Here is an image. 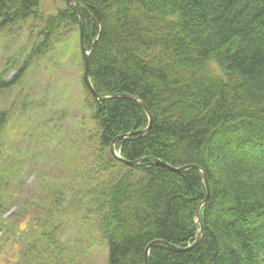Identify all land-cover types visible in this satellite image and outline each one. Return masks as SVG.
I'll list each match as a JSON object with an SVG mask.
<instances>
[{"label": "trees", "instance_id": "16d2710c", "mask_svg": "<svg viewBox=\"0 0 264 264\" xmlns=\"http://www.w3.org/2000/svg\"><path fill=\"white\" fill-rule=\"evenodd\" d=\"M43 1L0 0V40L12 32L20 36L22 29L28 35L15 75L9 77L11 61L0 72V97L23 81L33 59L36 64L50 54L58 35L76 28L80 37V16L65 0H56L61 6L52 12L42 9ZM73 1L84 46L93 47L94 90L136 97L153 119L146 135L116 142L121 157L195 165L207 174L211 197L201 213V243L188 252L155 246L149 264H264V0ZM81 85L87 110L81 132L60 153L64 178L43 194L45 224L33 218L28 227L35 232L21 254L35 258L28 260L32 264L50 250L60 253L61 231L46 224L66 211L99 224L106 264H146V248L154 241L192 245L196 212L206 197L200 173L178 174L149 162L130 168L113 158L112 142L145 130L148 115L131 100L97 102L83 74ZM13 116V106L0 104L3 252L14 237L12 224L20 223L6 217L21 207L3 144Z\"/></svg>", "mask_w": 264, "mask_h": 264}, {"label": "rangeland", "instance_id": "374dc122", "mask_svg": "<svg viewBox=\"0 0 264 264\" xmlns=\"http://www.w3.org/2000/svg\"><path fill=\"white\" fill-rule=\"evenodd\" d=\"M59 6L60 1L44 0L42 9L52 12ZM27 37L22 29L20 36L12 32L0 40V72L11 61L9 77L15 75L20 61L26 57H21L23 53L20 52L27 50L24 46ZM65 39L68 40L65 42ZM79 47L77 29L64 31L56 37L50 54L44 55L36 64L33 59L23 81L12 93L0 97V104L4 107L13 106L14 116L3 144L12 160L16 185L21 188L18 191L20 209L16 206L6 216L13 215L20 223L12 224L9 234L14 237L9 247L4 252V248H0V264H29L28 260H35L21 254V246L28 243L35 232L28 225L33 218H37L39 224H45L40 208L43 206V194L48 186L64 178L61 171L64 158L63 155L60 158V153L63 154L68 146L67 140L78 138L82 129L81 119L87 113L83 107L85 94L81 85L84 60L80 58ZM14 59L19 63L16 66ZM23 201L27 202L26 205ZM46 226L61 231L62 251L50 250L46 256L40 255L39 262L32 264H106L107 243L93 218L85 222L82 214L70 215L66 211L64 215H55ZM1 237L3 232H0Z\"/></svg>", "mask_w": 264, "mask_h": 264}, {"label": "water", "instance_id": "95a60500", "mask_svg": "<svg viewBox=\"0 0 264 264\" xmlns=\"http://www.w3.org/2000/svg\"><path fill=\"white\" fill-rule=\"evenodd\" d=\"M65 2L74 12H76L80 16V45H81V51H82L83 59H84L83 80L85 82L86 87L91 92V94L93 95L95 100L97 102H99L101 99H111V98H122V99L131 100V101L139 104L140 107L147 113L148 118H149L148 127L145 130L132 132V133L120 136L112 142V144L110 146V153H111L112 157L115 158L116 160H118L119 162L123 163L124 165L130 167V168H137L141 164H143L145 162H149V163H153L155 165L164 167V168H166L172 172H176L178 174H183L186 170H189V169H195L200 173V176H201L203 183L206 187L205 200L200 204V206L198 207L197 212H196V226H197L198 231H197V235L195 238V242L186 248H179V247L173 246L167 242L154 241L151 244H149V246L146 248V251H145V262H146V264H149V257H150V252H151L152 248H154L155 246H158V245L168 247L169 249H171L172 251H175V252H188V251L194 249L195 247H197L201 243V241L203 239V233H204L203 228H204V226H203V222L201 220V212H202V210H204V213L206 212L207 207H208L209 202H210V197H211L210 186H209V182L207 179L206 172L199 166L193 165V166H186L183 168H175V167L170 166L169 164H167L161 160H158L155 158H149V157L143 158L140 160H136V161H127L121 157L119 152L116 151L115 145H116L117 141L126 140V139H128L134 135H140V136L146 135L150 131L151 126H152V121H153L152 116H151L150 112L148 111L144 102H142L141 100H139L136 97L129 96V95H117V94H98L94 90L92 82H91V77H90L91 76V54L93 51V47L88 51L84 46V43H83V21L81 19L80 12L78 11V4L73 2L72 0H65Z\"/></svg>", "mask_w": 264, "mask_h": 264}, {"label": "bare ground", "instance_id": "6f19581e", "mask_svg": "<svg viewBox=\"0 0 264 264\" xmlns=\"http://www.w3.org/2000/svg\"><path fill=\"white\" fill-rule=\"evenodd\" d=\"M73 1V0H72ZM74 2V1H73ZM76 3V2H75ZM203 169V168H202ZM209 182V181H208ZM205 186V185H204ZM210 186V185H209ZM205 189H206V187H205ZM210 192H211V190H210ZM205 200V199H204Z\"/></svg>", "mask_w": 264, "mask_h": 264}]
</instances>
